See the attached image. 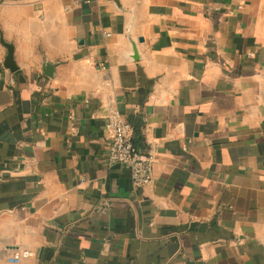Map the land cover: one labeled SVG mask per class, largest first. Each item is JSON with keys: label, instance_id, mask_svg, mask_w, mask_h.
<instances>
[{"label": "crops", "instance_id": "0c3cea01", "mask_svg": "<svg viewBox=\"0 0 264 264\" xmlns=\"http://www.w3.org/2000/svg\"><path fill=\"white\" fill-rule=\"evenodd\" d=\"M0 264H264V0H0Z\"/></svg>", "mask_w": 264, "mask_h": 264}, {"label": "built area", "instance_id": "2783aa9c", "mask_svg": "<svg viewBox=\"0 0 264 264\" xmlns=\"http://www.w3.org/2000/svg\"><path fill=\"white\" fill-rule=\"evenodd\" d=\"M109 35V33H106ZM118 113H112L105 124L109 133V147L107 164L113 166L122 164L131 173L134 188L150 185L154 179V156L150 151L144 152L136 146L133 139V129ZM31 251H24L22 255L32 256ZM20 255L13 259L19 260Z\"/></svg>", "mask_w": 264, "mask_h": 264}, {"label": "trees", "instance_id": "16d2710c", "mask_svg": "<svg viewBox=\"0 0 264 264\" xmlns=\"http://www.w3.org/2000/svg\"><path fill=\"white\" fill-rule=\"evenodd\" d=\"M133 139H134L136 146H138L142 151H144V152L148 151V147L145 144V140L143 138V135H141L140 132H137L136 135L133 137Z\"/></svg>", "mask_w": 264, "mask_h": 264}, {"label": "water", "instance_id": "95a60500", "mask_svg": "<svg viewBox=\"0 0 264 264\" xmlns=\"http://www.w3.org/2000/svg\"><path fill=\"white\" fill-rule=\"evenodd\" d=\"M133 44H136V46L134 47V50L132 51V53H136L138 52V47H137V43L134 42ZM138 55V54H137ZM6 65L12 69H15L14 68V65H13V49L11 46H9V54H8V58H7V61H6Z\"/></svg>", "mask_w": 264, "mask_h": 264}]
</instances>
